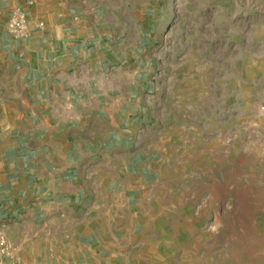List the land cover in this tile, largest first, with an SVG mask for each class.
Masks as SVG:
<instances>
[{
    "label": "crops",
    "instance_id": "obj_1",
    "mask_svg": "<svg viewBox=\"0 0 264 264\" xmlns=\"http://www.w3.org/2000/svg\"><path fill=\"white\" fill-rule=\"evenodd\" d=\"M169 5L0 0V264H164Z\"/></svg>",
    "mask_w": 264,
    "mask_h": 264
},
{
    "label": "rangeland",
    "instance_id": "obj_2",
    "mask_svg": "<svg viewBox=\"0 0 264 264\" xmlns=\"http://www.w3.org/2000/svg\"><path fill=\"white\" fill-rule=\"evenodd\" d=\"M166 1L164 264H264V0Z\"/></svg>",
    "mask_w": 264,
    "mask_h": 264
},
{
    "label": "built area",
    "instance_id": "obj_3",
    "mask_svg": "<svg viewBox=\"0 0 264 264\" xmlns=\"http://www.w3.org/2000/svg\"><path fill=\"white\" fill-rule=\"evenodd\" d=\"M9 30L16 37L26 35L28 31V18L27 14L23 10L16 9L13 12L9 24ZM10 249L11 246L6 238L3 236L0 237V260L8 256Z\"/></svg>",
    "mask_w": 264,
    "mask_h": 264
}]
</instances>
